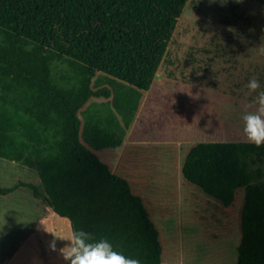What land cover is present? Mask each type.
Returning <instances> with one entry per match:
<instances>
[{
	"label": "trees",
	"instance_id": "obj_1",
	"mask_svg": "<svg viewBox=\"0 0 264 264\" xmlns=\"http://www.w3.org/2000/svg\"><path fill=\"white\" fill-rule=\"evenodd\" d=\"M189 2L0 0V167L35 166L11 182L0 169V211L27 199L72 234L107 239L140 264H167L157 217L174 215L182 184L209 239L237 231L236 264H264V185L250 169V159L264 160V145L203 141L180 171H167L164 158L176 152L161 139L179 127L174 119L155 120L154 142L121 136L133 129ZM242 125L227 120L225 137ZM29 251L16 242L6 264H27Z\"/></svg>",
	"mask_w": 264,
	"mask_h": 264
},
{
	"label": "rangeland",
	"instance_id": "obj_2",
	"mask_svg": "<svg viewBox=\"0 0 264 264\" xmlns=\"http://www.w3.org/2000/svg\"><path fill=\"white\" fill-rule=\"evenodd\" d=\"M62 74H66L64 66L56 71L58 79ZM251 78L264 86V0H190L133 129L121 136L127 144L154 142L150 132L155 120L174 119L179 127H170L161 139L176 152L164 158L167 171L175 167L180 171L188 149L196 143L253 144L243 133L244 122L234 137H225L224 131L230 118L243 121L246 112L256 110V93L245 87ZM168 95L171 104L165 103ZM196 114L208 117L197 120ZM188 122H193L192 127ZM253 160L250 169L261 172L258 182L264 185V160ZM0 169L4 181L11 182L35 166L12 162ZM196 214L181 184L174 215L157 217L167 244V264H236L240 234L235 231L227 238L211 240ZM71 236L65 221L55 216L46 219L27 199L1 204L0 264H6L5 255L16 242L30 249L27 264H65L59 249ZM54 239L56 251L51 249Z\"/></svg>",
	"mask_w": 264,
	"mask_h": 264
},
{
	"label": "clouds",
	"instance_id": "obj_3",
	"mask_svg": "<svg viewBox=\"0 0 264 264\" xmlns=\"http://www.w3.org/2000/svg\"><path fill=\"white\" fill-rule=\"evenodd\" d=\"M245 87L250 93H256L253 103L257 107L255 111L243 115V133L249 142L259 147L264 145V86L260 80L251 78ZM51 249L56 251L55 239ZM59 251L65 264H140L138 259L127 257L115 250L107 239L92 241L90 234L83 229L75 230Z\"/></svg>",
	"mask_w": 264,
	"mask_h": 264
}]
</instances>
